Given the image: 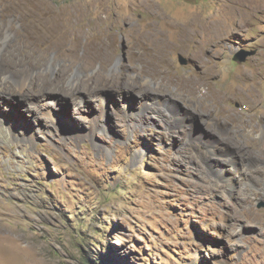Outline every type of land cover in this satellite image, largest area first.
<instances>
[{"label":"rangeland","instance_id":"1","mask_svg":"<svg viewBox=\"0 0 264 264\" xmlns=\"http://www.w3.org/2000/svg\"><path fill=\"white\" fill-rule=\"evenodd\" d=\"M193 15L221 30L179 40ZM0 26L25 79L0 80V264H264V0H0ZM150 30L167 72L135 80Z\"/></svg>","mask_w":264,"mask_h":264},{"label":"bare ground","instance_id":"2","mask_svg":"<svg viewBox=\"0 0 264 264\" xmlns=\"http://www.w3.org/2000/svg\"><path fill=\"white\" fill-rule=\"evenodd\" d=\"M11 1V0H10ZM31 1V0H30ZM16 2V1H15ZM29 2V1H28ZM12 3H14L12 1ZM23 4V3H22ZM46 5V3H43L42 1L40 2H37V3H29V4H26V5H23V10H22V15L23 17L22 18H28V19H31L29 18L28 16L32 13H34L35 15V12H36V20L40 19L41 22H43L44 20H46V16L45 15V11H43V8L44 6ZM49 8V7H48ZM50 13V12H48ZM51 14V13H50ZM54 14V13H53ZM21 15V16H22ZM56 15V14H55ZM50 16V15H49ZM59 19V18H58ZM191 19V20H190ZM34 18H32L30 21H32L33 23L36 21ZM39 23V21H38ZM187 23L189 24L187 27L185 28H181V33L179 34L178 36V39L181 40V41H186V42H189V41H192V38L193 36H198L199 34L202 35L203 38H206V37H211V36H214L217 32H219L221 30V27H222V21L221 19L220 20H217L215 19L212 23H209V24H205L204 20L199 17V15H193V16H190L188 19H187ZM156 33V32H155ZM3 28L0 26V45H1V42L3 40ZM145 37H142L141 39H139L138 41L136 40V44H144V43H148L150 45H153L156 47L157 49V52L151 54L150 50L147 51V54L145 55L146 58H145V61L146 62H149V66H147V68H143V69H140L137 73H136V76L134 77L135 80H140L144 77H147V76H151V77H155V78H161L159 77V74L158 73H165L167 71H164L159 64L161 61L164 60V58L166 59V57L163 55V52L165 50H167L171 45L163 38H160L159 37V34H154L153 31H149L147 32L145 35ZM167 60V59H166ZM167 63V61H166ZM168 65V64H167ZM168 68V67H167ZM8 80H7V79ZM245 79V78H244ZM0 80L3 81L4 83L6 84H9V85H14L16 87V90L17 92H22L23 91V88H25V79L24 77H7L6 75H4V72L2 71V69L0 68ZM189 80V79H188ZM130 82V81H129ZM12 83V84H11ZM188 84H192V83H188ZM188 86V85H187ZM198 86L192 84L191 87H190V92H194L196 93V90H197ZM239 89V87L237 88ZM245 89V88H244ZM188 90V89H187ZM242 90V89H241ZM3 91L4 89L0 88V95L1 97L4 96L3 94ZM233 91V90H232ZM199 92V91H198ZM204 92V90H203ZM202 92V93H203ZM239 92V90H238ZM241 92V91H240ZM7 93H10V92H7ZM144 94L147 93V94H150V91H146V92H143ZM233 94V92H232ZM9 95V94H8ZM227 95V94H226ZM199 96V95H198ZM213 95L211 94V97ZM209 96V92L208 93H204L202 94V98L203 99H207ZM217 97V96H216ZM223 98V97H222ZM219 99V97H218ZM217 99V100H218ZM221 99V98H220ZM214 100V99H213ZM205 101V100H204ZM219 101V100H218ZM201 103V102H200ZM203 103V102H202ZM201 103V104H202ZM221 103V101H220ZM204 104V103H203ZM218 105V104H217ZM212 106V105H211ZM205 107H208L210 111L211 108L209 106H205ZM214 108V107H213ZM215 108H217L215 106ZM214 110V109H213ZM223 111V110H222ZM205 112V111H204ZM203 112V113H204ZM224 112V111H223ZM200 113V112H199ZM202 113V112H201ZM208 113H211V112H208ZM228 113V112H227ZM226 113V114H227ZM212 114V113H211ZM215 114V113H214ZM207 115V114H206ZM225 115V114H224ZM222 115V116H224ZM230 115V114H229ZM209 116V115H208ZM228 116V114H227ZM230 116H228L229 118ZM224 120V119H223ZM226 120V119H225ZM2 123V122H1ZM1 127V126H0ZM1 130V129H0Z\"/></svg>","mask_w":264,"mask_h":264},{"label":"water","instance_id":"3","mask_svg":"<svg viewBox=\"0 0 264 264\" xmlns=\"http://www.w3.org/2000/svg\"><path fill=\"white\" fill-rule=\"evenodd\" d=\"M252 54L253 52H242V53L236 54L235 58L240 62H244L247 59V57L251 56ZM178 60L180 64L187 63V59L180 54L178 55Z\"/></svg>","mask_w":264,"mask_h":264},{"label":"clouds","instance_id":"4","mask_svg":"<svg viewBox=\"0 0 264 264\" xmlns=\"http://www.w3.org/2000/svg\"><path fill=\"white\" fill-rule=\"evenodd\" d=\"M243 106H245V107H246V105H243Z\"/></svg>","mask_w":264,"mask_h":264}]
</instances>
